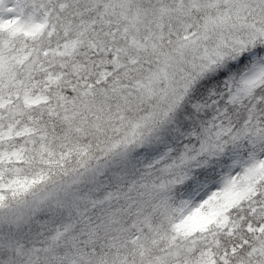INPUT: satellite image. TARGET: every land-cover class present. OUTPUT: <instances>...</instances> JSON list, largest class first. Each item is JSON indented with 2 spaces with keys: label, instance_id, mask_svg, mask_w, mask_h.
I'll list each match as a JSON object with an SVG mask.
<instances>
[{
  "label": "snow or ice",
  "instance_id": "obj_1",
  "mask_svg": "<svg viewBox=\"0 0 264 264\" xmlns=\"http://www.w3.org/2000/svg\"><path fill=\"white\" fill-rule=\"evenodd\" d=\"M0 264H264V0H0Z\"/></svg>",
  "mask_w": 264,
  "mask_h": 264
}]
</instances>
